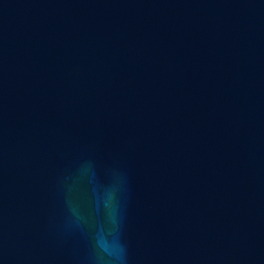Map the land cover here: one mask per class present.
I'll return each mask as SVG.
<instances>
[{
  "label": "water",
  "instance_id": "95a60500",
  "mask_svg": "<svg viewBox=\"0 0 264 264\" xmlns=\"http://www.w3.org/2000/svg\"><path fill=\"white\" fill-rule=\"evenodd\" d=\"M264 264V0H0V264Z\"/></svg>",
  "mask_w": 264,
  "mask_h": 264
},
{
  "label": "clouds",
  "instance_id": "9594fccd",
  "mask_svg": "<svg viewBox=\"0 0 264 264\" xmlns=\"http://www.w3.org/2000/svg\"><path fill=\"white\" fill-rule=\"evenodd\" d=\"M112 256V264H126V254L123 246L117 245L113 252L109 253Z\"/></svg>",
  "mask_w": 264,
  "mask_h": 264
}]
</instances>
